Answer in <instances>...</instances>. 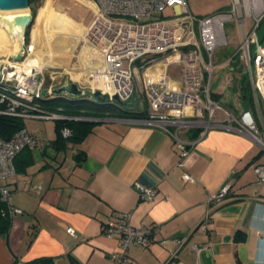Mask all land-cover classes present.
Returning <instances> with one entry per match:
<instances>
[{"label":"crops","instance_id":"1","mask_svg":"<svg viewBox=\"0 0 264 264\" xmlns=\"http://www.w3.org/2000/svg\"><path fill=\"white\" fill-rule=\"evenodd\" d=\"M48 1L81 27L91 25L92 0ZM84 57L83 51L77 62L87 67ZM215 57L213 73L218 51ZM211 85L212 78L210 93L218 103V82ZM130 112L137 115L105 111L84 118L90 130L59 151L49 145L54 128L53 138L43 143L24 125L37 146L17 156L15 177L3 182L12 190L10 204L22 214L0 236V264L41 258L53 264H118L112 255L122 253L134 264H264V184L254 172L264 165V147L241 130H206L201 124L207 115L183 118L186 126L168 122L163 127L145 121L147 107ZM215 116L223 119L221 112ZM257 124L264 132L259 120ZM177 140L189 149L182 167ZM182 173L192 181L184 182ZM136 181L156 189L153 200L139 199L132 185ZM226 184V196L216 205L209 203ZM208 212L209 227L202 233L197 226ZM112 214H129L133 226L151 227L154 242L123 252L116 239L102 232ZM175 240L184 242L177 247Z\"/></svg>","mask_w":264,"mask_h":264},{"label":"built area","instance_id":"2","mask_svg":"<svg viewBox=\"0 0 264 264\" xmlns=\"http://www.w3.org/2000/svg\"><path fill=\"white\" fill-rule=\"evenodd\" d=\"M92 2L94 18L81 39V50L90 48L100 56L99 64H87L86 79L90 90H99L116 96L122 102L131 103L135 93L133 80H138L147 103L146 122L163 127L168 122L186 126L188 123L181 121L183 118H203L207 115V121L201 124L206 130H241L264 147V132L257 124L259 120L264 126V114L260 107L264 106V42L257 34L264 20V0H229L228 8L202 17L190 12L187 0ZM168 10L171 13L166 15ZM245 19L251 21L248 30ZM229 22L236 23L241 33L237 46L238 61L248 70L255 108L254 112L243 110L238 116L215 102L210 93L216 67L215 53L228 46L225 26ZM84 58L87 63L91 62L88 57ZM20 63L0 60V115L24 119H63L42 109L38 101L43 97L44 88L52 89L60 85L53 83L55 77L50 76L52 82L46 85L45 67L26 70ZM170 67L179 68L178 80L169 76ZM77 84L83 88L80 81ZM217 111L223 114L222 120L215 118ZM62 135L68 137L69 130L64 128ZM36 146L34 136L25 129L9 140L0 138V196L4 202H9L12 190L3 182L15 177V157L21 151ZM177 148L180 151L178 166L182 167L189 149L187 144L178 140ZM254 172L258 183L264 184V165L256 166ZM181 177L184 182L192 181L186 173H182ZM132 185L140 200L151 201L157 195L156 189L138 181ZM228 189L226 184L218 194L209 198V203L216 205L226 196ZM11 210L16 216L22 214L19 208ZM209 223L208 212L201 218L197 229L206 233ZM67 232L75 236L74 229L68 228ZM102 232L106 238L116 239L123 252L131 246L146 248L155 240L154 230L148 226H133L129 214H112L102 225ZM183 242L175 240L177 247ZM112 257L118 264H134L133 259L124 253L113 254Z\"/></svg>","mask_w":264,"mask_h":264},{"label":"rangeland","instance_id":"3","mask_svg":"<svg viewBox=\"0 0 264 264\" xmlns=\"http://www.w3.org/2000/svg\"><path fill=\"white\" fill-rule=\"evenodd\" d=\"M187 2L190 12L198 17L205 16L210 12L222 10L229 6V0H187ZM55 6H57V3H55L54 6H51V3L48 0H35L32 7H29L28 11L30 13L34 12L35 16L32 25L29 27L27 43L25 42L24 45L28 52V55H26L25 58L28 57L41 60L44 55L49 56L53 61H58V64L53 67L48 66L47 64H42L43 67H45V69H43V74L45 81H48L47 84L52 82L49 80L50 76H52L55 77V80H53L54 84L59 83L62 85L64 81L75 83L80 81L82 87L89 90L90 86L87 84L88 80L86 79V68H88V66H82L80 62H77L78 55L81 56L83 51L86 52L85 56L91 61L86 64L91 66L93 63L96 65L99 64L100 58L95 54L94 51L96 50H90V48H88V50H81V39L85 28L69 18L65 13L57 11ZM170 13L169 10L166 11V15H169ZM44 17L49 18L50 21L44 20ZM63 17L66 24H62L61 20ZM244 22L246 29L248 30L251 21L245 19ZM47 23H50V26L46 32L45 27L48 26L46 25ZM56 27L58 28L56 29ZM55 32L58 34L54 39ZM262 32H264V24H262L261 30L260 32L258 31L257 34H261ZM225 33L228 39V46L218 50V66L213 73L211 87H213V84H215L216 81L218 82V93L221 94L218 103L222 107H225L228 112L238 116L243 111V105L239 97V91L234 92L230 88L233 87L235 80L239 81L244 78L246 83H248V70L241 61H238L237 46L241 40V33L237 24L234 22L227 23L225 26ZM0 40L5 41L2 38V34H0ZM63 57L65 61L62 62L60 58ZM0 60H12L9 46H6V49L0 54ZM230 68L233 70H230ZM168 72L169 76L172 78H180L178 67H170ZM133 82L135 93L131 102L132 104L125 107L128 111L140 110L147 107L145 97L141 92V82L138 80H133ZM63 97H66L69 100L82 99V96L74 95H66ZM87 97L89 96L87 95ZM91 100L97 102L93 97H91ZM109 102L113 103V101ZM53 104L55 106L58 103L54 102ZM56 107L59 108V106ZM260 107L262 114H264V106L261 105ZM254 110L255 108H253L252 111ZM219 116L220 112H218V118ZM56 122V120L52 119H24L25 128L31 132L35 131V133L41 137V142L44 141L43 143H45L47 139L53 138V128Z\"/></svg>","mask_w":264,"mask_h":264},{"label":"trees","instance_id":"4","mask_svg":"<svg viewBox=\"0 0 264 264\" xmlns=\"http://www.w3.org/2000/svg\"><path fill=\"white\" fill-rule=\"evenodd\" d=\"M35 0H28L29 7H32V4ZM33 16L34 12L32 13ZM262 24H264V20H262L260 24L261 30ZM29 28L26 31L25 42L27 43ZM259 39L264 42V32L261 34L258 33ZM234 81V80H233ZM48 83V81H47ZM47 85V84H46ZM232 91H239V97L241 99V103L243 105V110H249L252 112L254 108V98L253 92L250 87V83H246V80L241 79L239 81H234ZM87 95L82 96L80 100H69L63 96H54L51 98L48 96L42 97L39 99V104L42 109L53 112L59 116H62L63 119L57 120L54 129H55V139L49 141V145L54 148L55 151H59L67 147V145L73 144L81 140L86 133L90 130L88 127L87 121H81L84 118H92V116H100L105 111H113L115 114L121 116H136L137 114L131 113L126 108H122L117 102L113 101L110 103L109 101L105 103H98L91 100V96L87 97ZM54 102L58 103L54 106ZM131 105V104H130ZM56 106H59L57 108ZM230 107V106H229ZM231 108V107H230ZM65 117V118H64ZM66 128L69 130L70 135L68 137H64L62 135V130ZM25 129L24 128V118L14 117V116H6L0 115V138L3 140H9L15 133L18 131ZM26 130V129H25ZM27 131V130H26ZM32 150V149H25ZM23 150V151H25ZM21 151L20 153H22ZM20 153L17 155L19 156ZM15 157V159L17 158ZM14 159V168L15 173L17 171ZM11 208H15L10 202H4L0 196V236L7 235L12 226V222L16 215L12 213ZM29 264H53V262L49 258H41Z\"/></svg>","mask_w":264,"mask_h":264},{"label":"water","instance_id":"5","mask_svg":"<svg viewBox=\"0 0 264 264\" xmlns=\"http://www.w3.org/2000/svg\"><path fill=\"white\" fill-rule=\"evenodd\" d=\"M28 0H0V11H25L19 14L1 15L0 28L4 29L11 41V55L12 61L21 62L26 56L25 49V34L27 29L32 25L34 16L28 11ZM84 96L88 95L93 97L98 103H105L107 101L117 102L123 109L130 105L129 101H120L116 96H109L103 94L99 90H88L80 88L75 82L64 81L60 86L52 89L44 88L42 96Z\"/></svg>","mask_w":264,"mask_h":264},{"label":"bare ground","instance_id":"6","mask_svg":"<svg viewBox=\"0 0 264 264\" xmlns=\"http://www.w3.org/2000/svg\"><path fill=\"white\" fill-rule=\"evenodd\" d=\"M22 12H25V11H0V16L1 15L6 16V15H12V14H19V13H22ZM0 34H2L3 40H5V41L0 40V54H1L4 51V49H6V46H9V50H10L11 41H10V38H9L7 32L4 29L0 28ZM57 34L58 33H56L54 35L55 36V37H53L54 39L57 37ZM99 58H100V56H99ZM60 59H61L62 62L65 61L64 60V57L63 58H60ZM57 62H58L57 60H54L53 61L52 58H49V56H44L43 55L42 58H41V60L40 59H33V58H28L27 57L23 62L20 63L21 65L20 64L19 65L20 66H24V68L26 70L28 68L42 69L43 68V65L42 64H47L48 66H52L53 67V66H55V65L58 64ZM76 77H78V76H76Z\"/></svg>","mask_w":264,"mask_h":264}]
</instances>
